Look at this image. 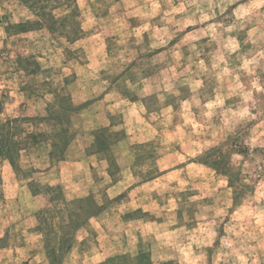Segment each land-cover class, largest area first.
<instances>
[{
	"label": "rangeland",
	"instance_id": "374dc122",
	"mask_svg": "<svg viewBox=\"0 0 264 264\" xmlns=\"http://www.w3.org/2000/svg\"><path fill=\"white\" fill-rule=\"evenodd\" d=\"M0 125V264H264V0H0Z\"/></svg>",
	"mask_w": 264,
	"mask_h": 264
},
{
	"label": "trees",
	"instance_id": "16d2710c",
	"mask_svg": "<svg viewBox=\"0 0 264 264\" xmlns=\"http://www.w3.org/2000/svg\"><path fill=\"white\" fill-rule=\"evenodd\" d=\"M11 122L12 121H8V123H11ZM3 127H4V125H0V157H6L9 164L11 165V167L13 169H15L14 160L11 157H7V156L9 155V151L14 150L13 148L16 146L15 145L16 143H14V142H12L11 144L9 143L10 138L5 137V135L1 132ZM13 152H17V150H15ZM95 214H97V213H95ZM50 264H51V262H50Z\"/></svg>",
	"mask_w": 264,
	"mask_h": 264
},
{
	"label": "crops",
	"instance_id": "0c3cea01",
	"mask_svg": "<svg viewBox=\"0 0 264 264\" xmlns=\"http://www.w3.org/2000/svg\"><path fill=\"white\" fill-rule=\"evenodd\" d=\"M69 162H67V161H59V162H55V161H53V164H54V168H52V169H55L56 167H57V165L59 166V165H62V164H68ZM75 165H79L78 163H71V166H75ZM81 166V165H80ZM6 167H7V169H9L12 173H15V171H14V169L11 167V165L9 164V163H6ZM0 180H1V178H0ZM28 193H29V196L33 199V200H36V199H38V198H40L41 197V195H39V194H34V193H30L29 191H28ZM49 199V198H48ZM104 212H105V210L104 209H102V210H100V211H98L97 212V214H95L94 215V218H97V217H99V216H101L102 214H104ZM36 224H37V221H36ZM98 233H99V231L98 230H96ZM96 232V233H97ZM115 245H117V243L115 244ZM115 255H117V254H115ZM116 259V258H115ZM115 259H113V258H111V260L112 261H115ZM104 262H106L105 260H103ZM47 264H50L49 263V261H47Z\"/></svg>",
	"mask_w": 264,
	"mask_h": 264
}]
</instances>
